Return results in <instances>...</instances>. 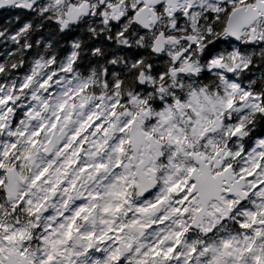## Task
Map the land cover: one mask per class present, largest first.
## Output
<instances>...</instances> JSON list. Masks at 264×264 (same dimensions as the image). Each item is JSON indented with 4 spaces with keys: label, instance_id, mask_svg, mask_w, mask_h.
I'll return each instance as SVG.
<instances>
[{
    "label": "snow or ice",
    "instance_id": "snow-or-ice-1",
    "mask_svg": "<svg viewBox=\"0 0 264 264\" xmlns=\"http://www.w3.org/2000/svg\"><path fill=\"white\" fill-rule=\"evenodd\" d=\"M0 264H264V0H0Z\"/></svg>",
    "mask_w": 264,
    "mask_h": 264
}]
</instances>
